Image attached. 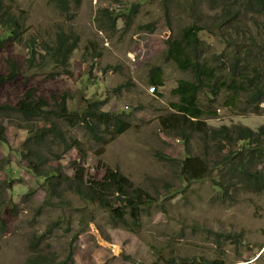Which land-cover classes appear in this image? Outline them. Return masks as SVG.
<instances>
[{
  "label": "rangeland",
  "instance_id": "obj_1",
  "mask_svg": "<svg viewBox=\"0 0 264 264\" xmlns=\"http://www.w3.org/2000/svg\"><path fill=\"white\" fill-rule=\"evenodd\" d=\"M64 3L67 9L61 11L54 0H0V17L6 12L19 23V32L8 41L4 39L13 35L12 30L0 24V79L4 78L0 82V264H34L37 256L41 264H170L172 259L173 264H183L213 259L218 250L225 253L228 264H264V190L243 186L232 157L263 140V134L256 136L253 131L264 126V103L255 110L245 93L228 109L224 103L230 93L219 90L211 104L209 92L200 91L203 105L221 110L219 118L206 121L207 126L215 130L232 126L219 139L207 128L199 131L192 126L181 140L166 135L159 120L174 113L169 105L179 99L172 93L178 81L193 79L167 58L171 43L184 28L200 29L197 61L217 67L220 79L264 73V31L259 28L261 36L250 30L222 34L226 6L221 0ZM111 15L123 17L112 26ZM259 16L257 11L248 23H257ZM58 29L70 44L72 35L77 38V48L62 64L50 50ZM12 64L16 75L11 73ZM157 68L164 81L156 90L158 97L146 92L155 86L151 78ZM129 77L134 84L120 89ZM27 92L33 95L31 104L43 100L49 110H56L57 101L68 94L72 115H82L90 104L105 113L124 112L132 128L110 141L97 140L82 123L70 125L51 113L27 124L19 112ZM52 121L68 142L81 144V151L65 150L58 129L42 130ZM31 125L33 134L45 139L32 143L25 129ZM246 127L252 131L243 135L241 129ZM27 148L39 152L37 159H26ZM187 155L202 159L196 177L180 172ZM40 159L42 163L36 165ZM107 167L119 170L144 195L138 206L141 226L134 232L112 223L108 207L85 202L68 188L67 177L77 170L102 182ZM259 167L264 177L263 164ZM49 170H57L55 175L62 176L66 190L47 183L51 175L43 173ZM217 180L226 190L215 186ZM84 212L83 222L90 221L72 240Z\"/></svg>",
  "mask_w": 264,
  "mask_h": 264
},
{
  "label": "trees",
  "instance_id": "obj_2",
  "mask_svg": "<svg viewBox=\"0 0 264 264\" xmlns=\"http://www.w3.org/2000/svg\"><path fill=\"white\" fill-rule=\"evenodd\" d=\"M264 3V0H259ZM56 6L59 10L65 11L67 9L65 0H54ZM8 16L9 18H3L4 16ZM105 16L109 18L110 12L105 13ZM123 17V15H116L115 17H110V24L112 26L115 25L117 18ZM0 24L3 28L7 30H12L13 35H8L6 37V41L8 39L14 38L15 34L19 32L18 25L19 23L12 19L11 15L4 12V14L0 17ZM108 24L106 26H109ZM105 26V27H106ZM155 27H151L149 32H153ZM195 26H189L182 30L179 38L175 39L168 50V55L172 53L174 49H188V43L191 42L195 38ZM102 30L104 28H101ZM73 43H68V38L65 32L61 29H58L56 33V43L51 48L52 54H55L59 57L57 62L60 64L65 63L67 60L68 54L72 51V49L77 48L76 40L77 38L72 35ZM3 38L0 37V41ZM93 44L90 43L88 49L91 48ZM171 59V58H170ZM187 59L189 61H187ZM187 59L185 58L183 62L177 63L182 66L183 70L190 72L193 78L196 79L193 82L192 79L185 81H178V85L175 89L172 90L174 95H178L179 99L175 102H170L169 107L174 110V113L160 117V124L163 128V132L166 135L175 136L184 140L186 137L185 134L190 133L192 130V126H196L199 131H202L203 120L200 118L203 115H206L210 118H213L216 113L214 109L210 106L214 102L216 95L219 94L220 91H229L231 92V96L228 97V101L224 103V106H227L229 109H233V104L239 102V97L246 93V100L250 101L251 104L255 105V110H258L259 105L264 103V79L260 77L254 78L251 80V83L245 82H235V81H225L219 78L217 67L206 63L205 61H197V56L188 55ZM173 60V59H171ZM16 67L12 64L11 73L16 75ZM152 83L156 84L157 87H163L164 81L161 79V75L158 71V68L154 71ZM264 76L262 71L258 72ZM4 78L0 79V82L3 81ZM128 84H121L119 88L129 87ZM252 90H249V89ZM206 90L209 92L211 97L210 105H203L198 99V94L200 91ZM31 93H26L25 99H22L19 103L20 109L19 112L25 116L24 121L27 124H30L31 118L40 117L41 115H45L47 113H51L53 117H57L62 120H67L70 125H78L82 123L87 127L90 134L97 140H102L104 138H108V140H114L124 132L128 131L132 128V125L129 121L125 120L123 117L125 116L124 112H109L105 113L100 111L99 105H89L88 109L82 114L69 112L67 106V98L68 94L62 96L60 100L57 101L58 106L56 110H49L48 105L43 100H36L35 104L30 103V99L32 98ZM163 97L162 94L159 95ZM89 119H92L93 124L89 123ZM51 126L47 127V129L42 128V130L49 131H58V135L60 137V141L65 145V150H69L72 147H75L76 150L81 151V144L76 140H71L68 142L66 136L60 130L58 126H56V122L52 121ZM89 124V125H88ZM28 132L31 133V142H39L45 139L44 135H34L33 131L35 129L34 126H28L25 128ZM243 135L249 134L252 130L249 128L241 129ZM1 133L4 132L3 128L1 129ZM230 131V130H228ZM254 135L258 136L260 134L264 135V126H261L257 131H253ZM185 135V136H184ZM59 141V142H60ZM247 151L246 154L243 152H239L232 156L237 161L238 165V173L243 180V186L251 189L252 191L261 192L264 190V177L262 173V167H259L260 164L264 166V138L262 141L257 142L251 147L245 148ZM26 159L32 161L37 159L39 155L38 151H32L27 148L24 151ZM40 162L36 163L41 164ZM35 166V165H34ZM181 174L189 175L190 177H196L200 172V168L202 167V159L198 156H190L187 155L180 163ZM53 171H55L53 173ZM57 170H49L48 172L43 173L47 175H51L47 183H54V187L57 185L64 186L65 190L67 186L64 184L62 180V176L55 175ZM224 174H230L229 170H224ZM201 177L203 176L200 175ZM103 180L100 182L99 180L93 178H87L84 173H80L78 170L74 173L73 176L67 177L68 188L69 190L82 199L85 202H89L93 205H98L101 208L108 207V211L111 216L112 223L121 225L126 229L134 232L140 228L141 222V214L138 210V206L141 204V200L143 199V193L140 189L136 188L133 183L124 176L119 170L107 167L105 169V173L102 177ZM222 182H228L225 178H221ZM218 180L216 181L215 186L218 187L221 191L226 190V187L218 184ZM53 187V188H54ZM86 213L78 220V231L73 236L72 240H75L77 236L84 232L86 226L88 225L90 220H86L83 222ZM1 217V212H0ZM132 228V229H131ZM228 236V235H227ZM40 241V238H39ZM70 257L68 256L67 259ZM32 262L34 264H41L42 261L37 256ZM173 264V259L169 262ZM61 264H67L66 261H62ZM183 264H228L225 253L220 250L217 251V256L213 259L202 258L199 260L186 262Z\"/></svg>",
  "mask_w": 264,
  "mask_h": 264
},
{
  "label": "bare ground",
  "instance_id": "obj_3",
  "mask_svg": "<svg viewBox=\"0 0 264 264\" xmlns=\"http://www.w3.org/2000/svg\"><path fill=\"white\" fill-rule=\"evenodd\" d=\"M221 3L226 6L224 9L226 24L222 27V34H239L242 30H250L261 36L259 28L264 31V3L259 0H221ZM257 11H260L259 21L250 25L248 20ZM199 32L200 29L196 27L195 38L188 43V49H174L170 55H167V58L173 59L175 63H181L185 58L187 59L188 55L197 56L196 50L202 44L198 38Z\"/></svg>",
  "mask_w": 264,
  "mask_h": 264
},
{
  "label": "clouds",
  "instance_id": "obj_4",
  "mask_svg": "<svg viewBox=\"0 0 264 264\" xmlns=\"http://www.w3.org/2000/svg\"><path fill=\"white\" fill-rule=\"evenodd\" d=\"M240 66H241V63L238 64V69L241 68ZM191 75H192V74H191ZM257 77H260L261 79H264V76H263L262 74L255 73V74L248 75L247 77H245V78H241V79H222V81H223V80H225V81H229V82H230V81H235V82H238V83H239V82H245V81H247L248 83H251V80L254 79V78H257ZM153 79H154V78H151V80H153ZM185 80H189V79H183L182 81H185ZM192 80H193V82L196 81L195 78H193ZM179 81H181V80H179ZM150 83H151V82H150ZM123 84H128L129 87H124V88H128V89H129V88H131V85H133L134 83L132 82L131 78L129 77V78L127 79V81L124 82ZM128 85H127V86H128ZM157 88H161V87H157V85L155 84V86L147 87V88H146V92H147V94H149V95H151V96H157V92H156ZM152 89H153V90H152ZM225 92L230 93L229 96L232 95L231 92H229V91H225ZM229 96H228V97H229ZM157 97H158V96H157ZM228 97H227V99H228ZM211 107L214 109L216 115H215L213 118H210V117H208V116H206V115L201 116L200 118L203 120V126H202V128H207V130H208L209 132L214 133V135L216 136V139H219L221 136H224L226 133H228V132H229L228 130H230V129L232 128V126L223 125V126H221L218 130H215V129H213V128L208 127L207 124H206V121L209 120V119H217V118H219V114H218V113L221 112V110L218 109L217 107H215L214 105H211V106H210V109H211ZM224 107L228 108L227 106H224ZM228 109H229V108H228ZM227 117H231V115H229V116H227ZM227 117H225V118H227ZM238 127H239V125H238ZM254 131H257V130H254ZM242 151H246V150H245V149L239 150V152H242ZM239 152H237V153H239ZM237 153H236V154H237ZM236 154H234V157H235Z\"/></svg>",
  "mask_w": 264,
  "mask_h": 264
},
{
  "label": "built area",
  "instance_id": "obj_5",
  "mask_svg": "<svg viewBox=\"0 0 264 264\" xmlns=\"http://www.w3.org/2000/svg\"><path fill=\"white\" fill-rule=\"evenodd\" d=\"M153 90V89H152Z\"/></svg>",
  "mask_w": 264,
  "mask_h": 264
}]
</instances>
